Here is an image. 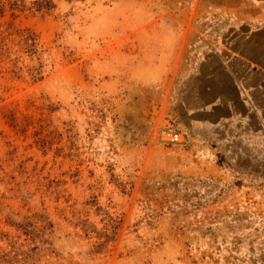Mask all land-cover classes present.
I'll return each mask as SVG.
<instances>
[{
    "label": "rangeland",
    "instance_id": "obj_1",
    "mask_svg": "<svg viewBox=\"0 0 264 264\" xmlns=\"http://www.w3.org/2000/svg\"><path fill=\"white\" fill-rule=\"evenodd\" d=\"M34 1L1 0V264H264V132L193 107L222 0Z\"/></svg>",
    "mask_w": 264,
    "mask_h": 264
},
{
    "label": "crops",
    "instance_id": "obj_2",
    "mask_svg": "<svg viewBox=\"0 0 264 264\" xmlns=\"http://www.w3.org/2000/svg\"><path fill=\"white\" fill-rule=\"evenodd\" d=\"M217 7L232 19L201 84L207 97L194 112L208 123L264 132V0H222Z\"/></svg>",
    "mask_w": 264,
    "mask_h": 264
},
{
    "label": "trees",
    "instance_id": "obj_3",
    "mask_svg": "<svg viewBox=\"0 0 264 264\" xmlns=\"http://www.w3.org/2000/svg\"><path fill=\"white\" fill-rule=\"evenodd\" d=\"M34 6L36 7V9L38 10H49L52 6H53V3H52V0H35L33 2ZM5 10H4V4L1 2L0 0V12L3 13ZM24 42L30 47V48H33L35 46V40H34V37L32 35H27L25 38H24ZM0 48H4L3 45L0 46ZM39 73V71H37ZM36 73L34 76H37ZM4 259V256H0V264L2 263L1 260Z\"/></svg>",
    "mask_w": 264,
    "mask_h": 264
},
{
    "label": "built area",
    "instance_id": "obj_4",
    "mask_svg": "<svg viewBox=\"0 0 264 264\" xmlns=\"http://www.w3.org/2000/svg\"><path fill=\"white\" fill-rule=\"evenodd\" d=\"M171 139L172 140H178L179 139V133H177V132L172 133L171 134Z\"/></svg>",
    "mask_w": 264,
    "mask_h": 264
},
{
    "label": "bare ground",
    "instance_id": "obj_5",
    "mask_svg": "<svg viewBox=\"0 0 264 264\" xmlns=\"http://www.w3.org/2000/svg\"><path fill=\"white\" fill-rule=\"evenodd\" d=\"M121 204H123V203L121 202Z\"/></svg>",
    "mask_w": 264,
    "mask_h": 264
}]
</instances>
